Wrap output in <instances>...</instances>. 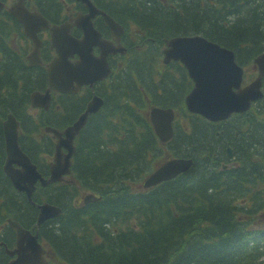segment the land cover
<instances>
[{
    "label": "trees",
    "instance_id": "obj_1",
    "mask_svg": "<svg viewBox=\"0 0 264 264\" xmlns=\"http://www.w3.org/2000/svg\"><path fill=\"white\" fill-rule=\"evenodd\" d=\"M94 1L124 25L127 52L110 58L112 73L94 87L103 104L89 114L74 140L70 176L78 186L60 182L38 188L32 196L35 202L42 197L63 208L62 215L40 226L51 262L264 264V96L246 113L209 122L183 105L191 87L184 67L160 60L165 40L200 33L249 65L264 49V0ZM26 4L52 22L66 16L60 0ZM81 6L74 2L73 9ZM96 25L107 33L100 19ZM29 47L19 23L1 10L0 233L5 240L12 234L7 218L34 229L37 209L3 173L2 119L8 111L16 115L27 135L20 138L22 148L36 162L53 145L48 135L35 136L37 127L25 115L28 93L46 81L44 68L26 65ZM85 100L62 94L58 123L75 119ZM152 105L177 112L174 136L165 145L148 119ZM227 146L234 158L227 157ZM170 155L191 157L192 166L140 190L143 177ZM222 163L227 167L222 169ZM80 190L96 192L101 199L79 205ZM0 253L3 262L6 256L2 249Z\"/></svg>",
    "mask_w": 264,
    "mask_h": 264
},
{
    "label": "water",
    "instance_id": "obj_2",
    "mask_svg": "<svg viewBox=\"0 0 264 264\" xmlns=\"http://www.w3.org/2000/svg\"><path fill=\"white\" fill-rule=\"evenodd\" d=\"M81 1L89 7L87 14L70 17L68 21L50 27L37 12L27 11L23 0H15L7 7V10L22 23L25 34L33 41L34 48L28 56L29 60L38 56V41L35 31L41 27H49L51 46H55L58 53L57 57L46 65L49 86L60 91H72L81 83L91 84L93 81L104 77L108 72L105 54L122 51L118 44L114 46L110 41L99 37L90 20L100 11L93 9L89 0ZM2 7L4 4L0 1V8ZM102 16L117 40V34L120 31L119 26L104 13ZM74 24L83 31L81 38H75L69 34V28ZM92 45L99 46L100 54L98 56L91 54ZM167 45L168 48L164 49V61L167 62L169 59L180 60L194 82L193 88L185 98L190 111L199 113L210 120H218L227 117L231 112L246 109L251 100L262 95L259 87L261 77L264 74V51L254 58L258 68L257 77L241 88L242 68L234 61L231 50L201 36H176L168 40ZM74 53L78 55V59L69 61L67 56H72ZM73 81L76 82L75 85H73ZM44 97L47 99V91ZM101 103L100 98L93 96L86 111L64 131L65 138L59 137L56 143L55 163L49 179L42 178L29 158L18 148L16 142L17 122L9 114L3 123L8 153L4 169L12 177L14 185L19 190H24L30 197L36 180L39 179L45 185L50 180L59 179L62 173L68 172L69 157L73 151L72 138L84 123L87 113L96 111ZM172 117L173 113L170 109L153 108L151 110L150 120L155 132L162 140L167 139L171 134ZM61 146L67 148L64 155L60 151ZM10 162L22 164L23 169H16L11 166ZM190 163V160L185 159L169 160L150 174L144 185L151 186L158 181L168 179L175 173L187 168ZM59 212L58 208L51 205H41L38 223L59 214ZM9 224L15 229L17 237V248L9 252H17L18 256L8 264H45V261L40 257L42 250L36 242V236H31L16 221H9Z\"/></svg>",
    "mask_w": 264,
    "mask_h": 264
},
{
    "label": "bare ground",
    "instance_id": "obj_3",
    "mask_svg": "<svg viewBox=\"0 0 264 264\" xmlns=\"http://www.w3.org/2000/svg\"><path fill=\"white\" fill-rule=\"evenodd\" d=\"M27 1H28V0H27ZM27 1H26V2H27ZM26 2H25V4H26ZM26 5H27V4H26ZM96 21H97V20H96ZM96 112H97V111H95V112H93V113H96ZM93 113H91V114H93ZM57 119H58V118H57ZM243 124H244V123H243Z\"/></svg>",
    "mask_w": 264,
    "mask_h": 264
},
{
    "label": "rangeland",
    "instance_id": "obj_4",
    "mask_svg": "<svg viewBox=\"0 0 264 264\" xmlns=\"http://www.w3.org/2000/svg\"><path fill=\"white\" fill-rule=\"evenodd\" d=\"M8 1H10V0H8Z\"/></svg>",
    "mask_w": 264,
    "mask_h": 264
}]
</instances>
